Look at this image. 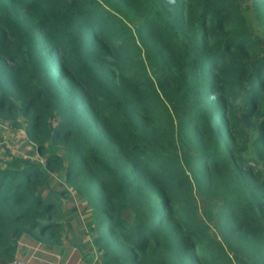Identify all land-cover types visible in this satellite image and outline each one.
Here are the masks:
<instances>
[{"label":"trees","instance_id":"trees-1","mask_svg":"<svg viewBox=\"0 0 264 264\" xmlns=\"http://www.w3.org/2000/svg\"><path fill=\"white\" fill-rule=\"evenodd\" d=\"M239 1L0 0V125L45 159L0 160V264L63 245L61 172L98 264H264V0L259 36Z\"/></svg>","mask_w":264,"mask_h":264},{"label":"rangeland","instance_id":"rangeland-1","mask_svg":"<svg viewBox=\"0 0 264 264\" xmlns=\"http://www.w3.org/2000/svg\"><path fill=\"white\" fill-rule=\"evenodd\" d=\"M239 4L252 33L259 36L260 27L252 12V0H240ZM10 156L29 159L42 165L45 161L36 153L22 130L14 132L0 125V160L9 161ZM259 169L264 171V163L260 164ZM44 199H52L58 206V215L65 225L63 245L49 252L42 240L29 234L21 242L16 259L25 264H58L60 260L61 264H98L96 261L100 262V253L93 248L92 237L86 232L88 224L92 221V211L66 184L63 172L51 174L50 188L44 193Z\"/></svg>","mask_w":264,"mask_h":264},{"label":"built area","instance_id":"built-area-1","mask_svg":"<svg viewBox=\"0 0 264 264\" xmlns=\"http://www.w3.org/2000/svg\"><path fill=\"white\" fill-rule=\"evenodd\" d=\"M11 264H25V263H23L22 261H18L17 259L14 261V262H12Z\"/></svg>","mask_w":264,"mask_h":264},{"label":"crops","instance_id":"crops-1","mask_svg":"<svg viewBox=\"0 0 264 264\" xmlns=\"http://www.w3.org/2000/svg\"><path fill=\"white\" fill-rule=\"evenodd\" d=\"M72 240H73V239H72ZM57 254H58V253H57ZM58 255H59V254H58ZM54 256H55V255H54ZM62 256H63V255H62ZM61 263H62V260H60L58 264H61ZM83 263H84V262H83ZM84 264H85V263H84Z\"/></svg>","mask_w":264,"mask_h":264}]
</instances>
